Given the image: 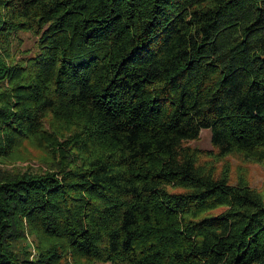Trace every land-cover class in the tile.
I'll return each instance as SVG.
<instances>
[{"label": "trees", "instance_id": "16d2710c", "mask_svg": "<svg viewBox=\"0 0 264 264\" xmlns=\"http://www.w3.org/2000/svg\"><path fill=\"white\" fill-rule=\"evenodd\" d=\"M231 158L264 162V0H0V264H264Z\"/></svg>", "mask_w": 264, "mask_h": 264}, {"label": "rangeland", "instance_id": "374dc122", "mask_svg": "<svg viewBox=\"0 0 264 264\" xmlns=\"http://www.w3.org/2000/svg\"><path fill=\"white\" fill-rule=\"evenodd\" d=\"M35 37L30 32H19L18 39L15 40L10 45V55L13 56L16 60H20L24 57L29 56L33 51H35ZM4 54V53H3ZM54 123L52 114L50 113L47 120L45 121L46 126L48 124ZM209 130L201 129L198 134V138L195 140L188 141V144L192 147L198 149H210L209 142ZM23 156L27 159L13 160V162H4L1 164L2 167L7 169H29L33 171H39L40 169L45 168L42 160L44 158V149L36 145H24L19 149ZM245 160V159H244ZM231 166V178H234V175L237 171H240L245 178L247 179L250 186L264 191V162H254V161H243L237 158H231L229 161ZM29 245L31 253L34 252L32 239L30 236L26 238ZM99 264V263H96Z\"/></svg>", "mask_w": 264, "mask_h": 264}]
</instances>
